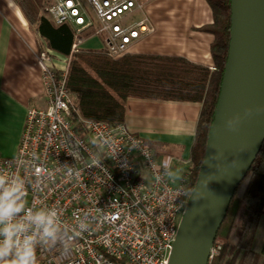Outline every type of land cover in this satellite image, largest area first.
<instances>
[{
    "label": "built area",
    "instance_id": "1",
    "mask_svg": "<svg viewBox=\"0 0 264 264\" xmlns=\"http://www.w3.org/2000/svg\"><path fill=\"white\" fill-rule=\"evenodd\" d=\"M142 8L139 0H48L43 12L56 25L71 26L77 36L92 31L101 50L119 59L153 32L147 18L128 23ZM83 41L76 39L72 53ZM37 63L46 106L28 109L17 153L0 155V171L28 180V206L57 207L66 235L81 220L89 224L67 249L38 247V264H169L194 188L191 172L176 182L173 158L126 125L75 122L67 69L55 68L47 49L38 52ZM216 254L214 246L212 257Z\"/></svg>",
    "mask_w": 264,
    "mask_h": 264
},
{
    "label": "trees",
    "instance_id": "2",
    "mask_svg": "<svg viewBox=\"0 0 264 264\" xmlns=\"http://www.w3.org/2000/svg\"><path fill=\"white\" fill-rule=\"evenodd\" d=\"M15 1L30 27L39 36V50L47 49L70 58L66 88L76 99L73 106L75 122L83 118L125 125L127 102L130 99L202 105L191 150L192 183L195 185L204 160L228 59L231 0H206L212 9L214 21L202 30L214 36L211 54L215 70L180 57L130 53L113 59L103 50L86 49L72 53L76 39H89L92 31L84 30L77 36L68 24L56 25L43 12L48 0ZM243 185L244 189L239 195ZM263 216L264 144L235 193L215 242L217 254L209 264H264V244L261 251L253 249Z\"/></svg>",
    "mask_w": 264,
    "mask_h": 264
},
{
    "label": "crops",
    "instance_id": "3",
    "mask_svg": "<svg viewBox=\"0 0 264 264\" xmlns=\"http://www.w3.org/2000/svg\"><path fill=\"white\" fill-rule=\"evenodd\" d=\"M138 11L140 20H149L153 32L135 43L130 53L180 57L214 67V36L202 30L214 21L206 0H147L136 14ZM38 41L16 1L0 0V155L4 157L16 155L28 109L46 106L42 70L37 63ZM101 48L96 37L80 44L84 50ZM53 64L58 70L68 68L66 57L55 52ZM201 109L200 103L130 99L125 125L155 151L173 158V178L177 182L192 169L191 150ZM262 221L253 243L257 252L264 244Z\"/></svg>",
    "mask_w": 264,
    "mask_h": 264
},
{
    "label": "water",
    "instance_id": "4",
    "mask_svg": "<svg viewBox=\"0 0 264 264\" xmlns=\"http://www.w3.org/2000/svg\"><path fill=\"white\" fill-rule=\"evenodd\" d=\"M264 144V0H231L228 59L197 181L169 264H209L235 193Z\"/></svg>",
    "mask_w": 264,
    "mask_h": 264
},
{
    "label": "clouds",
    "instance_id": "5",
    "mask_svg": "<svg viewBox=\"0 0 264 264\" xmlns=\"http://www.w3.org/2000/svg\"><path fill=\"white\" fill-rule=\"evenodd\" d=\"M28 180L16 173L0 171V264H38L37 248L58 244L65 249L88 229L83 220L66 235L57 207L31 206L25 198ZM36 185H33L35 187Z\"/></svg>",
    "mask_w": 264,
    "mask_h": 264
},
{
    "label": "rangeland",
    "instance_id": "6",
    "mask_svg": "<svg viewBox=\"0 0 264 264\" xmlns=\"http://www.w3.org/2000/svg\"><path fill=\"white\" fill-rule=\"evenodd\" d=\"M139 2L142 4V6L144 5H146V3H147V0H139ZM143 6V7H144ZM140 12L141 11H138L137 13H139V14H136V12L135 13H133L132 14V17L130 18V20L128 21V23H133V22H137V21H139L140 20ZM98 41H100V39L99 38H96ZM101 42V41H100ZM92 44V43H91ZM102 44V43H101ZM40 51V50H39ZM38 51V52H39ZM178 179V178H177ZM243 189H244V185L243 186H241V188H240V190H239V192H238V194L240 195L241 193H242V191H243ZM262 222H264V216L262 217ZM258 237H259V235H258Z\"/></svg>",
    "mask_w": 264,
    "mask_h": 264
}]
</instances>
